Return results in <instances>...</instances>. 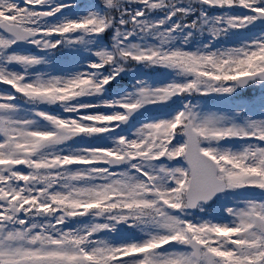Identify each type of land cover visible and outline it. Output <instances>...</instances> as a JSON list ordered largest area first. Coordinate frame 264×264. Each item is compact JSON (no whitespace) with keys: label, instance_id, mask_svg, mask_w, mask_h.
Instances as JSON below:
<instances>
[{"label":"snow or ice","instance_id":"snow-or-ice-1","mask_svg":"<svg viewBox=\"0 0 264 264\" xmlns=\"http://www.w3.org/2000/svg\"><path fill=\"white\" fill-rule=\"evenodd\" d=\"M0 264H264V0H0Z\"/></svg>","mask_w":264,"mask_h":264}]
</instances>
